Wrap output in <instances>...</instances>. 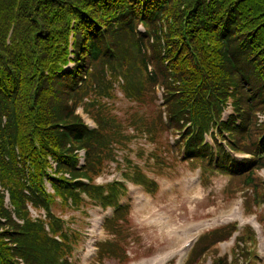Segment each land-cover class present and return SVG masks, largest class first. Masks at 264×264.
<instances>
[{
    "label": "trees",
    "instance_id": "obj_1",
    "mask_svg": "<svg viewBox=\"0 0 264 264\" xmlns=\"http://www.w3.org/2000/svg\"><path fill=\"white\" fill-rule=\"evenodd\" d=\"M71 62L75 68L67 70ZM101 67L121 76L132 95L161 86L167 114L162 124L178 135L175 147L185 148L186 159L227 175L248 172L249 181L264 167V0H0V264H73L68 258L78 239L55 216L56 196L79 207L86 193L102 207H117L106 224L114 233L130 213L119 205L123 185L76 181L101 174L113 158L111 145L122 137L110 129L107 114L89 108L95 102L84 103L96 92L101 75L94 71ZM83 104L97 122L95 131L77 115ZM230 104L243 125L234 116L222 121ZM214 131L223 136L221 143L236 152L242 147L252 158L234 159L214 134L215 163L204 137ZM77 149L87 151L83 170ZM49 159L59 177L49 175ZM29 206L46 211L48 223L32 219ZM106 244L99 259L118 257L121 247L113 242L104 250Z\"/></svg>",
    "mask_w": 264,
    "mask_h": 264
},
{
    "label": "rangeland",
    "instance_id": "obj_2",
    "mask_svg": "<svg viewBox=\"0 0 264 264\" xmlns=\"http://www.w3.org/2000/svg\"><path fill=\"white\" fill-rule=\"evenodd\" d=\"M142 27L143 25L138 27L139 32ZM74 46L75 39L71 38L72 55L75 52ZM149 51L152 58L151 50ZM70 58L75 60V55ZM68 66L75 68V63L71 62ZM94 72L101 75V80L96 92L88 100V103L95 102L97 106L89 108H94L91 109L94 113L101 111L107 114L111 119L110 129L114 133L121 132V141L117 142L113 151L119 153V160H123L124 179L127 173L133 180H137L136 183L129 181L142 188L132 189L130 186V190L128 189L127 197L122 203L129 205L130 213L124 221H119L116 228L118 233L112 232L110 227L101 232L98 240L99 243H107L104 250L107 245L110 249L111 243H117L121 247V250L115 251L118 257L106 256L102 260L98 253L95 260H88L86 256V247L96 218L103 217L105 220L111 217L112 209L103 210L93 204L85 205L80 210H64L59 203L54 206L58 216L67 218V228L81 236L80 245L73 256L78 264H140L183 248L187 237L195 238L193 246L186 250L185 256L176 253L167 264H206L208 259L215 260L226 255L231 259L234 250L238 254L239 264L249 258H252L251 264H264L260 232L251 223L242 224L240 220H233L234 222L212 225L201 231L194 230L196 225L229 215L239 205L244 216L256 218L264 233V167L256 169V176L249 181L248 172L226 175L208 163L185 159L187 155L183 154L179 143L176 149L170 146L171 140L178 136L165 130L162 124L161 96L158 92V89L162 90L160 85L151 93L146 88L142 94L132 95L119 85L123 81L121 76H114L104 67ZM79 109L84 118L97 125L95 119L84 112L83 107ZM234 120L237 126L243 125L240 116L234 115ZM227 136L236 138L233 131H228ZM209 138L212 143L213 137ZM217 138L221 140L223 136ZM249 145L246 142L242 146ZM241 149L237 151L238 158H252L249 151ZM263 162L264 158L261 159V163ZM110 172L111 170L109 174ZM115 174L116 178L121 179L120 172ZM190 181L195 182V185L188 190L186 183ZM151 192L153 194L149 195ZM234 231L237 236L242 234L239 243L238 239L235 243L234 240L228 241ZM226 232L229 233L227 237ZM206 235L209 237L201 241ZM214 239L216 240L209 248L202 252L201 247Z\"/></svg>",
    "mask_w": 264,
    "mask_h": 264
},
{
    "label": "bare ground",
    "instance_id": "obj_3",
    "mask_svg": "<svg viewBox=\"0 0 264 264\" xmlns=\"http://www.w3.org/2000/svg\"><path fill=\"white\" fill-rule=\"evenodd\" d=\"M194 185H195V182L190 181L189 183H186V188L188 190H190V188L193 187ZM233 220H235V221H239L240 220L239 222L242 223V224H245V223H248V222H253L252 219L247 218L246 216L243 215V212H241V208L238 205V206H236L234 208V210L229 215L217 217L216 219H214L210 223H203V224L196 225L194 227V230L201 231V230H203V229H205L207 227H210L212 225H218V224L221 225V224H225V223H229V222H234ZM253 224H254V226L256 228H258L257 221H254ZM260 235H261V240L263 242V240H264L263 232L260 231ZM187 239L188 240L184 243L183 248L176 249L175 251H170V252L166 253L165 255L163 254L164 256L160 255V256H158L156 258H152L150 260H145V261H143L140 264H166L167 261L169 259H171L176 253L177 254L178 253L185 254L186 253V243L191 240L189 237H187ZM262 248L264 250V245H262Z\"/></svg>",
    "mask_w": 264,
    "mask_h": 264
}]
</instances>
